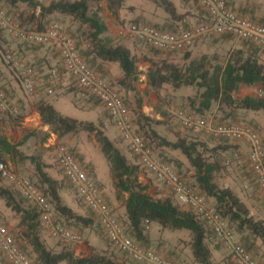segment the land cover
<instances>
[{"label": "trees", "instance_id": "trees-1", "mask_svg": "<svg viewBox=\"0 0 264 264\" xmlns=\"http://www.w3.org/2000/svg\"><path fill=\"white\" fill-rule=\"evenodd\" d=\"M89 1L90 0H50L47 4H44L39 0H6L11 7L23 4L31 9L29 19L36 25V29L34 30H45L47 26L52 23L49 22V18L53 16L69 18L78 23L80 28L84 27L85 30L82 31V36L88 41L87 47L85 49H79L75 44L81 59L95 72V74L103 78L104 76L100 72L102 64H116L122 72V77L117 80V85L125 92L135 91L134 83L138 81L141 72L134 54L125 45L115 43L114 39L107 34V27L100 14V3L104 0H93L95 4L93 9ZM105 1L108 9L112 14H115L121 9L125 0ZM146 1L151 2L154 8L161 9L162 12L168 15L176 24H181L184 28L181 31L196 27L190 26L191 23L188 22L187 13H178L175 4L170 0ZM197 5L199 6L198 3ZM202 10L205 12L204 9ZM168 29L169 31L164 29L160 30L172 34L181 32L179 30L174 31L175 29H171L170 26ZM2 30L3 28L0 25V31L2 32ZM68 35L70 38L73 37L70 34ZM217 36H223L225 39L234 38L232 35L228 34ZM241 41L249 46L247 50L243 47L232 49L228 51V54L222 61H215L214 63L209 61L206 56L198 60L190 59L191 54L189 52H186L183 57L184 62H186L183 65L176 64L172 61L151 63L145 73L147 84L155 91H160L165 86H170L173 90L186 87L195 88L197 91L196 98L190 100V105L198 117H202L208 112H211L214 106H217L218 109L224 107L227 110L225 117L228 119L235 118L238 112H261L264 115L263 100L252 96H245L242 98H236L234 96L241 86H258L264 88V63L260 55V51L264 49L249 41ZM26 44L36 47L42 46V44L35 43ZM151 48L161 51L153 47ZM56 51L59 56L57 49ZM5 55L6 62L7 57H11L14 61H17L8 51H6ZM58 63L62 66L63 71H65L60 56ZM59 64L53 68H56L60 75V70L58 69L60 66ZM96 66H98L97 68L99 71L96 69ZM29 67L32 66L30 65ZM47 80L48 74L44 91H40L39 93L36 78L34 77L37 91L33 96H37V94H41V92L42 94L48 95L46 93L48 87ZM74 82L77 91L82 94L81 88L77 85L75 79ZM3 91L5 92L4 89ZM87 98L94 99L101 104L95 97L89 95ZM123 101L125 102L124 99ZM35 107L41 125L48 127V133H45L41 140L42 144L47 141L51 134L57 136V138H62L69 134H76L80 131L93 135L95 141L99 145L102 156L108 163L110 175L114 182V188L117 189L118 192L117 197L121 194L126 195V198L123 200V221L122 223L118 221L122 227H125L126 233L135 242L140 245L143 244L142 246L146 249H150L144 246L148 240V230H146V228L155 223L160 229H167L173 232H185L188 235L189 240L187 243L194 263L218 264L211 260V250L208 246L207 239L209 236H213L214 238L215 236L206 225V222L192 211L180 207L175 201L173 194L172 197L152 196L148 192L149 186L142 183L139 179L140 172L142 171L140 164L129 162L120 149H118L106 136L100 124L96 125L90 121L63 115L54 107L52 100L48 98L42 97L37 99ZM137 107L138 111L135 112V119H132V123L135 127V132L143 139L146 146L152 151L153 156L160 162L170 166L175 173L180 176V170H178V172L173 168L170 159L164 157L163 151L171 150L180 152L179 154L186 159L188 165L192 169L191 177L194 180V187L192 185L190 186L195 190L197 189L199 194L205 199L211 200L220 218L228 224L229 228L240 236L239 243L257 261L255 257L257 249L259 246L264 247V220L257 217L253 211L248 208L245 201L236 194L228 184L219 185L214 180L215 174L219 173L227 166L228 160L226 159V153L229 152L230 147L226 145H213L207 140L199 139L188 140L186 138H177L175 141H171L161 136L156 129L152 127L154 122L141 111V99L137 100ZM109 118L111 119L110 115ZM35 135L36 133L32 132L28 136ZM25 140L26 137L17 143H13L0 134V163L7 165L6 157L17 166H21L28 161L33 166L34 177L36 178L35 182L32 181V179H29V181L51 205L54 221L58 224H64L66 227L62 224L60 225L69 231L71 230L67 227H74L79 233H82L81 231H83V229L90 228L94 223V213L88 208L91 212L90 215H80L72 207L62 201L60 190L63 188V183L54 179L45 171L47 165L42 161L40 155H28L21 151L20 147L24 144ZM68 151L73 159L81 166L77 155L69 148ZM157 151H159V154ZM173 165L180 167L181 163L176 159L173 161ZM248 165L257 183L258 189L264 198L249 160ZM82 169L89 177L86 168L82 167ZM3 182L0 176V199L4 201L5 207L18 218L17 226L20 228V231L17 233V238L21 237L25 239L27 245L31 248L33 254L32 264H119L104 251L99 252L94 250L88 255L77 256L72 250L67 248L66 245L59 251L48 248L41 240L38 231L39 226H41V213L39 209L36 206L25 205L24 199L26 198H24L19 191L10 186V184L4 185ZM71 187H73L72 184ZM99 227H101L100 223ZM101 229L106 236L102 227ZM8 231L14 237L9 229ZM71 232L75 233L74 231ZM106 239L110 245H112L107 236ZM18 246L20 251L23 252L24 246ZM114 248L119 250L116 247ZM4 257L7 260L5 255ZM131 261L132 264H138L132 259ZM172 262L175 263L174 261Z\"/></svg>", "mask_w": 264, "mask_h": 264}, {"label": "rangeland", "instance_id": "rangeland-1", "mask_svg": "<svg viewBox=\"0 0 264 264\" xmlns=\"http://www.w3.org/2000/svg\"><path fill=\"white\" fill-rule=\"evenodd\" d=\"M39 1L44 4H47L50 0ZM254 1L255 3H258L257 5H260L262 9H264V0ZM105 3L106 1L104 0L103 4ZM173 3H175V7L178 13H187L188 22L191 23V27L201 25L207 22L206 13L197 5L194 0H174ZM89 4L92 9L95 7L93 0H90ZM0 6L3 12L5 13L6 17H10L11 19H13L16 24H18L20 27L31 30L36 29V25L32 23L29 19V16L31 15V9L26 5L18 4L16 7H11L6 2V0H0ZM132 7L142 9L145 13H152V15L154 16L157 14L159 18V23L152 24L149 22L138 20L137 17L132 16L128 13L132 11ZM125 8L132 9L131 11H129L128 9V12L125 13L126 17L122 18L123 16L121 14L122 17L119 15L116 19H114L115 23L119 24L120 28L124 25H127L128 23L140 21L142 23L144 22L148 25H153L159 29L161 28L167 31H169V26L171 27V29H175L174 31H181L184 29L181 24H176L166 14H164L165 16L160 17L158 12L161 13L162 10L154 8V5L151 2H145L144 0H135L131 5L130 2H128ZM125 8L124 10H126ZM110 17L111 16L109 14H101V18L103 20L108 21ZM49 19V22L59 23L66 33L72 35L73 41L79 49H85L87 47L88 41H86L82 36V31L85 30L84 27L80 28V25L78 23L72 21L69 18L61 16H53ZM115 43L130 46V50L134 54L137 61V65L141 72L138 81L134 83L135 91L130 92H125L117 86L116 81L118 79L113 76L116 75L115 68H108V73L110 76L103 75L113 86H115L119 90L121 96L125 100V103L129 109L132 119H135V112L138 111L137 100L141 99L142 113H144L147 117L151 119V121L154 122V124H152V127L155 128L161 136H164L171 141H175L177 138H186L188 140L199 139L207 140L213 145L229 146L230 150L228 153H226V159L228 160L227 166H225V168L219 173L215 174L214 180L219 185L228 184L235 191V193L238 194L245 201L248 208L253 211V213L257 217L262 218L264 220V198L258 189L257 183L254 179L252 172L250 171L247 160V146L245 145V143L210 136L204 130H193L184 127L181 123L180 114H191L195 117H198V115L194 112L193 108H191L190 105V100L196 98V89L186 87L181 88L179 90H173L172 87L165 86L160 91H155L148 86L145 77V73L147 72V69L151 65V63L161 61H172L176 64L183 65L184 63H186L183 61L184 55L186 54V52L191 53L193 49H197V52H195V56L193 59L198 60L201 57L206 56L209 61L214 63L215 61H222L228 54V51L232 49L243 47L245 50H247L249 46L243 43V41L236 39L235 37L225 39L223 36L217 35H209L203 39L197 40L194 45L189 49L191 52L188 50L179 53L157 51L128 36L120 37V41ZM6 51L12 54L15 60L19 61L20 64L25 66L31 65L34 68L39 93L40 91H44L49 70L59 64V56L54 47L47 45H42L40 47L28 45L26 43L20 42L18 39H16L13 35L9 34L4 29L2 30V32L0 31V85L5 90L7 98L9 99V110L6 112H0V134L5 136L7 139H10V141L13 143H17L23 140L24 137H26L24 144L20 147L21 151L28 155H40L42 161L47 165V168H45V171L47 172L49 171V166L53 168L50 169V172L52 170L53 172L57 173L61 172L55 161V145H64L71 150L72 147L80 145L79 143H82L84 145L88 161H95L97 163L99 161L98 159H100L101 161L102 154L100 152L98 143L95 141L92 134L89 135L84 131H80L76 134L66 135V137H63L59 141L53 140V136L55 135L51 134L45 143H41L44 134L48 133V127L47 130H45L44 126L40 124V121L35 114L36 107L35 101L33 100V96L28 95L23 91L18 79L19 70L15 68L13 64H7L5 60ZM260 55L261 60L264 63V50L260 51ZM97 67L98 66H96V69L99 71ZM58 69L60 70V82L56 86V89L52 95H46L43 93L45 95L44 98H48L52 100V102L54 101L62 105V107L64 108L63 112L65 114H77L81 116L83 120L85 119V121L91 120L92 118H96V116L92 117L88 113L86 109V104L89 103L90 105H95L96 107L94 106L93 109V111L95 112L94 115L101 117V119L104 118L105 121V119H107L109 116L107 110L103 109L102 105L96 100L90 98L88 99L87 97L84 98L80 94V92L77 91L74 79L65 71H63L61 65L58 67ZM3 74H5V78L8 79L9 88L5 87L6 83H4V78L2 76ZM257 88L258 86H241L239 90L234 94V96L236 98H242L245 96L255 97ZM143 106L146 107L147 113L149 112V115L151 116L147 115L146 112H143ZM226 111L227 110L224 107L218 109L217 106H214L211 112H208L207 114L202 116V118H204L207 123H210L214 126L225 124H239L248 126L258 133L264 146V115L261 112H238V115L235 118L228 119L227 117H225L227 113ZM98 120L100 121V119ZM156 122L159 123L157 124ZM26 123L30 126H26ZM32 132L36 133V135L28 136ZM157 152L159 154V151ZM179 153L180 152L178 151L171 150L163 151L164 157L170 159L173 168L176 171L180 170V172L178 171L180 173V176L189 185H192L194 187V180L191 177L192 169L184 158L183 161L179 160ZM176 159L180 161V167H176L175 165H173V161H175ZM6 162L7 168L10 171L18 175L25 176L28 179H32V181L35 182L36 178L34 177L33 166L28 161H26L21 166H17L14 164V162H11L8 157H6ZM99 168L102 176H110V173L108 175L106 174L108 171L105 170L103 164H99ZM141 170L142 173H140L139 179L141 178L140 181L149 186L148 192L152 196L161 195L162 197H172V193L162 183L158 182L153 177V175L147 173L143 168ZM109 178V184L99 185L96 181V184L100 188L105 200H107L106 202L108 203L109 197L107 191H109L110 194H113V196L115 197L114 182L111 176ZM3 184L9 185L7 182H3ZM69 190L73 193L75 202H77V204H80L81 200L77 196L75 190ZM206 201L209 203V205L214 207L211 200L206 199ZM24 202L25 205L34 206L33 203L29 202L26 199H24ZM81 204L82 206H80L82 208L83 206L84 208L86 207L83 203ZM109 206L113 210L112 212L115 214L118 220L122 223L123 212H119L121 210V202H119L115 198V203H113V206L110 203ZM87 209L88 208L86 207V210ZM85 215L88 214L86 213ZM17 223L18 218L9 209L5 207L4 201L0 199V224L6 226L12 232L18 245L24 246L23 252L32 262L33 254L31 252V248L27 245L25 239L21 237L17 238V233L18 231H20V228H18ZM224 223L228 226L226 222ZM62 225L65 226L64 224ZM67 228L81 235L82 241L80 243H75L74 245V243L66 242L60 238L53 237L49 230L42 224L41 226H39L38 231L40 234V238L44 243L49 241L48 236L50 234L52 242L49 241V243H53L54 247H57L58 249H62L66 245L67 248L74 252L76 246L78 245L82 251L83 249H85V247H89L87 246L89 243L87 231L88 228L83 229V231H81L82 233H79L74 227ZM91 228L92 230H94L95 233H100L99 225L97 224V219L96 223L94 222ZM159 231L160 228L156 226L155 223H153L147 231V236L150 237V234L153 237L155 236L153 240H155L154 244L156 245L154 246L150 243L151 245L149 244V247V245H147L146 243L144 244V246L158 251L155 247H158L159 240L162 239L163 241V239H165V241L169 242L170 244L171 248H168L169 250L174 251L175 253L180 252L179 256L183 260V263L191 264V259L189 258V254H191V252L187 243L189 240L188 235L185 232H176V234L168 232L167 236H165L166 238H162L163 235H160L158 237V235L161 233ZM233 232L235 233V231ZM235 235L239 241L240 236L236 233ZM207 243L211 250V260L213 262H216L218 264H234L228 252L213 236H209V238L207 239ZM95 250L101 252V250ZM103 251L119 264H132V261L129 257H127L124 253L120 252L119 250H116L112 245L106 246L105 250ZM255 257L257 261L264 264V247H258ZM0 264H10L1 252Z\"/></svg>", "mask_w": 264, "mask_h": 264}, {"label": "built area", "instance_id": "built-area-1", "mask_svg": "<svg viewBox=\"0 0 264 264\" xmlns=\"http://www.w3.org/2000/svg\"><path fill=\"white\" fill-rule=\"evenodd\" d=\"M207 14V22L190 30L176 34L164 32L142 22H132L119 29V37H131L149 47L165 52H183L194 43L209 35H232L264 49V25L243 18L231 11L221 0H195ZM0 25L21 42L52 46L59 52L61 63L68 75L73 77L81 88L83 96L95 97L109 113L114 127L129 151L136 156L138 164L174 196L177 204L202 218L217 241L228 252L234 264H262L256 261L239 243L235 233L223 222L214 207L197 190L165 163L153 156L143 139L135 132L129 109L119 90L95 72L81 59L75 43L57 22L50 23L43 31L27 30L20 27L10 17H6L0 6ZM19 70L18 79L23 91L33 96L37 91L32 67L21 65L11 57L7 63ZM60 75L56 68L48 72L46 93L52 95L59 83ZM255 97L264 101V88L256 89ZM9 110V100L0 85V111ZM184 127L204 130L208 135L245 143L247 157L252 171L264 195V147L257 132L244 125H211L202 117L180 114ZM56 163L63 176L73 185L77 196L95 215L111 244L138 264H176L153 250L146 249L135 242L121 226L108 206L98 185L88 177L82 167L70 155L64 145H55ZM0 176L4 182L19 191L24 198L33 203L40 211L41 224L53 237L70 243H80L82 237L72 233L54 221L51 205L28 178L13 173L7 165L0 163ZM149 230V227L146 228ZM0 251L10 264H32L19 249L8 229L0 224Z\"/></svg>", "mask_w": 264, "mask_h": 264}, {"label": "crops", "instance_id": "crops-1", "mask_svg": "<svg viewBox=\"0 0 264 264\" xmlns=\"http://www.w3.org/2000/svg\"><path fill=\"white\" fill-rule=\"evenodd\" d=\"M135 0H125L124 3H123V6L121 7V9H119L115 14H112V12L108 9L107 7V4H103V2L100 3V7H101V14H109L111 17L108 21L104 20L105 22V25L107 27V31H108V35L111 36L113 39H114V42H118L120 41V37H118V32H119V29H120V26L119 24H116L114 19H116L119 15L121 16L122 14V18L126 17L125 16V13L128 12V9L125 8L128 4V2H130V5L134 2ZM145 2H148L146 0H144ZM171 2H174V0H170ZM223 1L226 6L233 12H235L237 15L243 17V18H248V19H251L255 22H258V23H261V24H264V9H262V7L260 5H257L258 3H255L254 0H221ZM175 4V3H174ZM124 8L126 10H124ZM133 8V7H132ZM129 9V11H131V9ZM161 10V9H159ZM125 11V12H124ZM129 14H131L132 16H135L137 17L138 20H141V21H145V22H149V23H152V24H156V23H159V18H158V15L156 14L155 16L152 15V13H145L143 12L142 9H139V8H133L131 12H128ZM159 13V16H165L164 13L161 11L158 12ZM207 16V14H206ZM144 23V22H143ZM161 29V28H160ZM117 37V38H116ZM126 47H128L130 49V46L129 45H125ZM197 49H193V51L191 52L190 50V58L193 59L194 56H195V52ZM184 61V60H183ZM108 68H115V72H116V75H113L114 77H116V79H120L122 77V72L121 70L118 68V66L114 63H110V64H107V63H104L102 64V67L100 68V72L102 75H107V76H110L109 73H108ZM3 78H4V83H6L5 87L6 88H9V82H8V79L5 78V74L2 75ZM105 78V77H104ZM107 80V78H105ZM117 82V81H116ZM117 84V83H116ZM76 86V84H75ZM118 86V85H117ZM119 87V86H118ZM120 88V87H119ZM121 89V88H120ZM83 96V95H82ZM42 97H45L44 94H37V96H33V100L36 102L37 99H40ZM84 98H86V96H83ZM53 105L54 107L59 111L61 112L63 115H68V116H72L74 118H77V119H82L83 118L77 114H65L63 112L64 108L62 107V105H60L59 103H56L53 101ZM102 105V104H101ZM86 109L88 111V113L94 117L96 116L95 119H91V120H87V121H90V122H95V123H99L101 126H102V130L104 131V133L106 134V136L113 142V144L118 148L120 149V151L125 155V157L127 158V160L131 163H135V164H138L137 162V159L136 157L129 151L128 147L126 146V144L123 142L122 138L120 137V135L118 134V132L116 131L114 125H113V122L112 120L109 118L105 119L104 121V118L101 119V117L97 116V115H94V106L95 105H90L89 103L86 104ZM96 107V106H95ZM103 109H105V107L102 105ZM106 110V109H105ZM143 112H146V107L143 106ZM37 118L39 119L40 121V118L37 114V112H35ZM87 114V113H86ZM147 115H149V112L147 113ZM151 116V115H149ZM100 119V121L98 120ZM85 120V119H84ZM107 121V122H106ZM27 124V123H26ZM41 124V122H40ZM97 125V124H96ZM26 126H30V125H26ZM44 129L47 130V126H44ZM180 136V135H179ZM66 137V136H64ZM63 138V137H62ZM62 138H57L56 136H53V140H60ZM10 141V139H8ZM80 145H77V146H74L72 147L71 151L77 155L78 157V160L80 161L81 163V166L83 168H86L87 170V173L89 175V177L96 183L100 185H104V184H109V181H110V171H109V166H108V163L107 161L104 159V157L102 156L101 158V161L100 159H98V163L95 162V161H88L87 160V157H86V152H85V149H84V145L82 143H79ZM179 160L183 161V157L180 155L179 157ZM186 160V159H185ZM87 163V164H85ZM99 164H103V166L105 167V170H107L108 172L106 173L107 175L109 174L110 176L107 177V176H102L101 175V171H100V168H99ZM92 165V166H91ZM56 168V167H55ZM50 169H53L49 166V175L52 176L54 179L60 181L61 183H63V188H61L60 190V196L62 198V201L67 204L68 206L72 207L78 214L80 215H85L86 213L88 215H90V210H86V207L83 208L81 207L82 206V201L80 204H77V202H75V198H74V195L73 193L69 190H74L73 187H71V184L64 178L63 174L61 172L57 173V172H53V170L50 172ZM58 170V168H57ZM91 173V174H90ZM142 173V171L140 172ZM148 173V172H147ZM150 174V173H149ZM151 175V174H150ZM107 177V178H106ZM109 179V181H108ZM141 179V178H140ZM69 187V189H68ZM108 193V197H109V203L112 204L113 206V203H115V198L121 202V210L119 212H123L122 214L124 215V211H122L123 209V203H124V199L126 198V195H119L118 196V192H117V189H115L114 191V195L115 197L113 196V194H110L109 191H107ZM159 197H162L161 195H159ZM107 201V200H106ZM114 201V202H113ZM109 203L107 202L108 206H109ZM84 204V203H83ZM81 205V206H80ZM110 207V206H109ZM111 209V208H110ZM112 210V209H111ZM113 211V210H112ZM118 211V210H117ZM118 212V213H119ZM121 215V214H120ZM94 222L96 223V218L94 217L93 218ZM97 224L99 225L98 223V220H97ZM152 225V224H151ZM151 225L149 226V228L151 227ZM156 226H158L156 224ZM159 227V226H158ZM160 228V227H159ZM100 229V233H95L94 230H92V228H88L87 231H88V240H89V243L87 246L89 247H85V249H83V251L81 250V248L78 246H76V249L74 251L75 255L77 256H80V255H88L91 253V251H94L95 249L97 250H105L106 246H110V243L108 242V240L106 239V236L104 235L101 227H99ZM161 232L158 237L160 235H163L162 238H164L165 236H167L168 232L170 233H175L176 232H180V231H169L167 229H160ZM47 237V236H46ZM49 237V238H48ZM47 238L49 239L50 242H52V238H50V234ZM104 237V239H103ZM155 238V236L153 237L151 234H150V237L147 236V245H149L150 243L152 245H156L154 244L155 240H153ZM166 238V237H165ZM49 241H47L45 243V245L50 248V249H54L55 251H59L60 249H58L57 247H54V244L53 243H49ZM150 244V245H151ZM75 245V244H74ZM149 245V247H150ZM75 247V246H74ZM176 247V246H174ZM158 251H155L153 249H150V250H153L154 252L158 253L159 255L165 257V258H168L172 261H174L176 264H185L183 263V260L181 259V257L179 256L180 255V252H174V251H171L169 250L168 248H171L170 247V244L169 242H166L165 239H160L159 242H158V247H155ZM189 259L191 261V264H196L194 263L193 261V257L191 254H189ZM131 260V259H130ZM220 264H223V263H220Z\"/></svg>", "mask_w": 264, "mask_h": 264}]
</instances>
